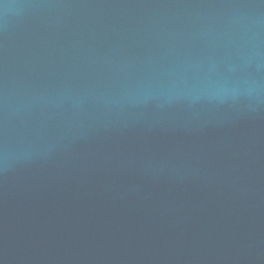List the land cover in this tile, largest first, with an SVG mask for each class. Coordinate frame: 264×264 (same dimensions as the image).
I'll return each mask as SVG.
<instances>
[{"label": "water", "instance_id": "obj_1", "mask_svg": "<svg viewBox=\"0 0 264 264\" xmlns=\"http://www.w3.org/2000/svg\"><path fill=\"white\" fill-rule=\"evenodd\" d=\"M0 264H264V0H0Z\"/></svg>", "mask_w": 264, "mask_h": 264}]
</instances>
